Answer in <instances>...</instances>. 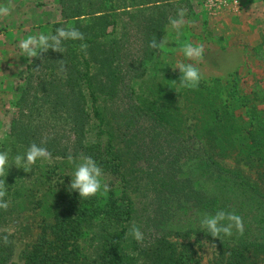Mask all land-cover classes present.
Segmentation results:
<instances>
[{
  "label": "trees",
  "instance_id": "1",
  "mask_svg": "<svg viewBox=\"0 0 264 264\" xmlns=\"http://www.w3.org/2000/svg\"><path fill=\"white\" fill-rule=\"evenodd\" d=\"M57 1L0 145V264H14L6 226L27 210L39 232L22 264H204L194 234L214 242L210 264H264V188L224 162L264 179V91L238 72L153 70L176 0ZM133 180L153 193L144 247L129 243ZM180 211L200 224H175Z\"/></svg>",
  "mask_w": 264,
  "mask_h": 264
},
{
  "label": "rangeland",
  "instance_id": "2",
  "mask_svg": "<svg viewBox=\"0 0 264 264\" xmlns=\"http://www.w3.org/2000/svg\"><path fill=\"white\" fill-rule=\"evenodd\" d=\"M200 1L202 0H194L192 3L189 0L188 2L184 0L175 1L176 9H172V14H174L172 23L168 26L165 41L160 45V52L157 53L156 57V69L153 70L168 72V70L176 71L188 66L190 69L196 70L197 68L201 71V76L205 80L220 78L223 81L231 80L238 72L236 76L243 79L245 89L264 91V45L261 44L260 47L252 48L249 44L242 43L240 37L215 32L212 28V21L219 26L227 21L222 14L220 16L213 15L211 11L212 15H209L207 10L202 9V2L200 3ZM128 3V0L118 2L119 7L127 6ZM16 6H20V4L14 5L8 3L7 0H0V16H16L13 12ZM6 30V26L0 25V33H5ZM262 39L264 42V37ZM34 54L35 52L28 53L29 61ZM22 86L23 79L13 83L12 87L10 85L11 92L7 90L0 93V145L7 138L10 120ZM1 90L2 84H0ZM262 106L264 104H260V107ZM224 162L239 169L244 176L264 188V179H258L257 172L248 164L237 161L233 156L226 157ZM147 166L146 162L140 161L138 163L140 168ZM55 179L61 180L63 177L57 176ZM104 181L111 182V178L105 176ZM146 183V180L141 182L133 180L128 188L136 207L135 218L130 224L129 243L132 246L137 244L144 247L158 235V230L149 221L153 210L151 201L153 193L147 190ZM175 220V224L184 225V227L195 228L200 224V219L197 218L195 212L192 213L191 211L189 214L182 211L178 212ZM190 221L192 223L189 225ZM38 223V218L27 210L21 215H16L14 220L6 226L16 236L14 264L23 263L22 251L38 235ZM190 237V240L194 241V247L197 249L198 255H201L203 263L210 264L212 257L217 252L214 242L204 236L198 238L195 234ZM172 238L179 242L182 241L177 237ZM188 241L189 239L185 240V242Z\"/></svg>",
  "mask_w": 264,
  "mask_h": 264
},
{
  "label": "crops",
  "instance_id": "3",
  "mask_svg": "<svg viewBox=\"0 0 264 264\" xmlns=\"http://www.w3.org/2000/svg\"><path fill=\"white\" fill-rule=\"evenodd\" d=\"M7 2L20 6L13 10L16 16H0V25L7 27L5 33H0V93L7 90L11 92L10 85L12 87L13 83L25 77L29 63L28 53H36L48 37L51 24L62 20L56 0ZM200 3L209 15L222 14L227 21L220 26L212 21L215 32L240 37L242 43L249 44L252 48L261 46L264 37V0H218L215 7H210L208 0H202Z\"/></svg>",
  "mask_w": 264,
  "mask_h": 264
},
{
  "label": "built area",
  "instance_id": "4",
  "mask_svg": "<svg viewBox=\"0 0 264 264\" xmlns=\"http://www.w3.org/2000/svg\"><path fill=\"white\" fill-rule=\"evenodd\" d=\"M208 2H209V6L210 7H215L217 2H218V0H208Z\"/></svg>",
  "mask_w": 264,
  "mask_h": 264
}]
</instances>
